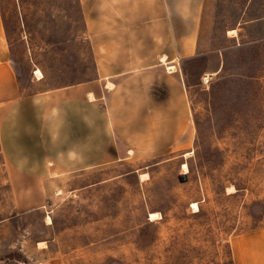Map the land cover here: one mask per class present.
Returning <instances> with one entry per match:
<instances>
[{"label":"rangeland","instance_id":"374dc122","mask_svg":"<svg viewBox=\"0 0 264 264\" xmlns=\"http://www.w3.org/2000/svg\"><path fill=\"white\" fill-rule=\"evenodd\" d=\"M0 4L24 95L98 78L82 0ZM198 46L179 72L190 109L176 145L54 172L27 210L33 188L13 185L0 149V264H264V0H206Z\"/></svg>","mask_w":264,"mask_h":264},{"label":"crops","instance_id":"0c3cea01","mask_svg":"<svg viewBox=\"0 0 264 264\" xmlns=\"http://www.w3.org/2000/svg\"><path fill=\"white\" fill-rule=\"evenodd\" d=\"M82 2L98 78L31 95L11 64L0 4V149L13 185L33 188L18 200L25 208L34 203L26 210L46 203L54 172L92 170L118 147L167 149L187 132L190 107L179 72L198 55L206 0Z\"/></svg>","mask_w":264,"mask_h":264},{"label":"bare ground","instance_id":"6f19581e","mask_svg":"<svg viewBox=\"0 0 264 264\" xmlns=\"http://www.w3.org/2000/svg\"><path fill=\"white\" fill-rule=\"evenodd\" d=\"M229 34L230 35H233V37H234V36L237 35V31L236 30H230ZM168 69H169V71H175L176 70V68L175 67H172V66H170ZM37 75L39 76V78H42L43 77V73L41 71H37ZM207 75H208V77H211L212 75H214V73H209ZM109 87L112 88L113 85L112 84H109ZM91 97L93 98V96H91ZM191 154H192V152H189V153H187V156H189ZM188 172H189V167H188L187 164H184L183 165V173L186 174ZM147 176H148V174H144L143 175V180H145L147 178ZM230 190H231L230 193H234L236 191V189L234 187L233 188H230ZM192 207L194 208L195 212H198L200 210L199 203H197V202H194L192 204ZM160 217H161V214L158 213V212H152L151 215H150V219L152 221H155L156 219H159ZM47 221H48V224H52L53 223L51 217H48L47 218Z\"/></svg>","mask_w":264,"mask_h":264}]
</instances>
